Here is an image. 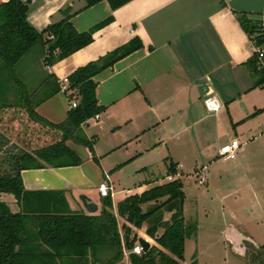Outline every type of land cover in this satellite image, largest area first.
Segmentation results:
<instances>
[{
  "label": "crops",
  "instance_id": "obj_1",
  "mask_svg": "<svg viewBox=\"0 0 264 264\" xmlns=\"http://www.w3.org/2000/svg\"><path fill=\"white\" fill-rule=\"evenodd\" d=\"M6 1L0 0V4ZM29 6L28 20L40 31L68 13L80 32L112 17L96 30L90 44L46 64L43 80L37 73L40 59L29 53L16 64L15 78H2L0 103L18 105L24 102L26 90L30 101L36 103V111L53 123L65 121L71 109L61 89L46 97L58 84L61 87L65 77L135 37L142 40L143 46L94 77L96 97L105 110L82 126L93 140V151L68 140L82 162L23 169L25 189L63 191L72 211L99 214L105 197L98 187L107 181L108 174L113 187L109 196L117 214L118 204L125 198L179 179L186 214L183 169L191 166L196 171L200 156L214 157L215 154L208 155L210 150L218 153L223 145L238 138L242 145L234 158L210 160L209 169L214 168V172L211 175L209 170L208 183L212 185L211 176L222 177V172L229 170L226 162L231 160L233 168L227 176L233 175L231 179H238L240 185L229 194L243 199L254 196L258 216L252 212L246 217L232 213L225 221L226 240L242 258L247 252L246 242L264 245V239L256 238L257 241L235 226L237 221L241 225H264V87H253L255 77L246 64L253 53L252 41L239 21V15L245 14L264 26V0H131L117 9H112L107 0L87 8L86 0H31ZM209 100L219 103L217 111L207 107ZM2 113L8 111L0 109ZM1 133L0 129L2 136ZM20 149L14 140L0 137V160ZM216 156L220 157L219 153ZM171 163L176 165L175 175L169 171ZM82 194L98 205L95 213L86 210L80 199ZM0 197L13 213L20 212L13 194L2 192ZM154 203L144 204L143 208ZM118 219L122 233V226L127 223L150 247L158 245L146 234L147 225L139 229L121 217ZM185 223L189 225L186 219ZM30 225L36 229V223ZM163 230L160 227L157 234ZM125 251L128 253L124 252L115 264H131L129 251Z\"/></svg>",
  "mask_w": 264,
  "mask_h": 264
},
{
  "label": "trees",
  "instance_id": "obj_2",
  "mask_svg": "<svg viewBox=\"0 0 264 264\" xmlns=\"http://www.w3.org/2000/svg\"><path fill=\"white\" fill-rule=\"evenodd\" d=\"M100 1L86 0L85 7ZM107 1L112 9H117L131 0ZM30 3L31 0H8L0 4V85L2 78H15L16 64L37 43L48 45L45 60L50 65L90 44L96 30L112 20L109 17L90 30L80 32L68 13L64 19L40 31L28 20ZM239 21L250 39L254 38L256 45L264 49V26L245 14L239 15ZM142 46V40L135 37L71 73L70 89L78 91L80 98L61 123L41 116L26 90L24 102L15 106L0 103V109L8 111L0 115L2 136L22 145L18 153L0 160V194H13L21 209L13 213L0 197V264H115L123 258L124 250L129 251L131 264H182L186 238L194 231L185 223V194L179 179L125 198L119 202L117 214L110 196H105L99 214H85L70 209L63 191L25 189L21 176V171L27 168L80 164L82 158L68 145V140L93 151V140L83 132L82 126L105 110L96 97L94 77ZM258 60V52H253L246 62L255 77L254 88L264 87V63L259 65ZM60 89L58 84L46 97ZM26 132L30 134L27 140ZM24 143L29 148L23 147ZM175 166L173 163L169 166L172 174L176 173ZM152 201L153 205L143 208ZM163 210L172 212L169 220L163 221ZM118 217L137 228L147 224L146 233L158 245L141 254L133 252L138 234L127 223L123 224L122 233ZM31 223H36L35 230ZM160 227L164 230L158 235ZM246 246L245 264H264V245L246 242Z\"/></svg>",
  "mask_w": 264,
  "mask_h": 264
},
{
  "label": "rangeland",
  "instance_id": "obj_3",
  "mask_svg": "<svg viewBox=\"0 0 264 264\" xmlns=\"http://www.w3.org/2000/svg\"><path fill=\"white\" fill-rule=\"evenodd\" d=\"M47 52L48 45H43L42 43L36 44L28 52L37 60L40 59V64L38 63V65H40V72L37 70V73L41 80H43L46 75L43 71V67L47 64L45 60ZM34 82H36V80H34ZM262 96L264 97V94H262ZM12 106H14L13 103ZM25 135L26 140L28 137L30 138V134L28 135V132H26ZM35 143L42 144V142ZM24 144L25 146L23 145V147L29 148L26 143ZM20 146L22 147L21 144H19V147ZM218 153L215 149H212L208 152V155L215 154L214 157L210 158L207 157V155L205 157L200 156L198 158L199 165L196 167V171L191 168V166H186L183 169V172L185 173V188L187 195V211L184 216L190 225V229L194 232L186 238L185 254L182 264H245V257L242 258L239 254H237V252L230 247L229 241L226 240L227 237L224 232H226L228 225H226L225 221L229 218V216H232V213L235 216L241 214L246 217L252 212L255 216H258L257 205L256 201L253 202L254 196H247L243 199L237 197L236 195L229 194L231 190L238 188L240 185V181L238 179H231L233 175L227 176L229 175L227 172L231 171L233 168L230 164L231 160L226 162L229 165V170L222 172V177L211 176L212 185L208 183L209 170H211V175H213L214 172V168L209 169V162L210 160L215 161L222 158L216 156ZM8 155H10V152ZM216 169L218 172L220 171V167ZM199 171L200 173L197 175V172ZM175 174H177V172ZM202 174L206 176L205 183H200L198 181L199 178L202 177ZM240 174L243 175L241 172ZM236 176H239V174ZM235 197L237 198L236 203H234ZM169 215L171 217L172 212L163 210V221L169 218ZM236 223L237 225L235 226L239 228L241 232L243 231L249 234L251 237H254V239H264V225H257L255 222H246L243 225H241L239 221ZM145 225L140 228H143ZM139 238L143 237H140L138 234V239Z\"/></svg>",
  "mask_w": 264,
  "mask_h": 264
},
{
  "label": "built area",
  "instance_id": "obj_4",
  "mask_svg": "<svg viewBox=\"0 0 264 264\" xmlns=\"http://www.w3.org/2000/svg\"><path fill=\"white\" fill-rule=\"evenodd\" d=\"M252 41V48L253 52H258L259 65H262L264 63V49L262 47H258L254 41V38L251 39ZM61 90L64 91L68 97L69 100V106L70 108H75L79 102L80 94L78 91L74 89H70V80L69 77H65L61 82ZM207 107L210 110L217 111L220 107L219 103L216 100H209L207 101ZM242 145V142L238 138H233L230 142L226 143L219 149V156L224 159H231L236 156L238 153V150L240 149V146ZM200 173L197 172V175ZM105 178L107 179L102 181L99 185V191L102 196H109L112 191V185L108 182L110 180V176L108 174L105 175ZM200 183L206 182V176L202 174V177L198 180ZM124 252L127 254L128 252L124 250ZM133 252L137 254H141L144 252L143 247L137 243L135 247L133 248Z\"/></svg>",
  "mask_w": 264,
  "mask_h": 264
},
{
  "label": "water",
  "instance_id": "obj_5",
  "mask_svg": "<svg viewBox=\"0 0 264 264\" xmlns=\"http://www.w3.org/2000/svg\"><path fill=\"white\" fill-rule=\"evenodd\" d=\"M80 199L88 212L95 213L98 210V205L93 202L86 194L80 195ZM138 241L139 244L143 247L144 251H147L149 249L150 243L148 241L143 238H139Z\"/></svg>",
  "mask_w": 264,
  "mask_h": 264
}]
</instances>
